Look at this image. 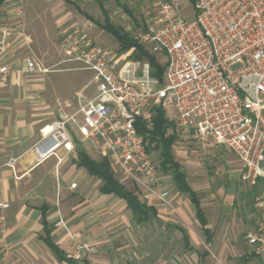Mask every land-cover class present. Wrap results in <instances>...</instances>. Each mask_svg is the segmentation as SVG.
<instances>
[{
    "label": "built area",
    "instance_id": "2783aa9c",
    "mask_svg": "<svg viewBox=\"0 0 264 264\" xmlns=\"http://www.w3.org/2000/svg\"><path fill=\"white\" fill-rule=\"evenodd\" d=\"M155 4L154 25L142 38L152 53L166 57L161 81L151 76L147 61L124 60L120 65V57L96 43L91 22L66 34V60L92 73L94 94L88 99L79 96L74 116L41 129L32 146L37 161L57 156L59 149L73 152V127L119 176L172 208L170 193L162 185V168L153 155L156 143L149 135L155 109L162 107L176 131H192L202 149L228 147L240 161L242 180L257 185L264 180V0ZM2 33L4 39L9 35ZM37 71L46 69L30 59L22 69L28 75ZM11 73L9 65L0 64V82L8 81ZM138 120L146 134L138 131ZM9 206L0 198V234L5 230L2 212ZM254 206L256 226L246 238L259 264H264V189ZM96 252L93 245L72 243L65 253L80 262Z\"/></svg>",
    "mask_w": 264,
    "mask_h": 264
},
{
    "label": "rangeland",
    "instance_id": "374dc122",
    "mask_svg": "<svg viewBox=\"0 0 264 264\" xmlns=\"http://www.w3.org/2000/svg\"><path fill=\"white\" fill-rule=\"evenodd\" d=\"M103 1L112 24L135 38L148 53L154 54L142 37L154 25L157 14L155 0ZM73 2L80 10L63 0H6L0 6V64L9 65L12 74L18 72L28 82L38 81L45 74L41 71L30 75L23 73L22 69L29 59L46 69V72H51L46 75L44 84L48 90L53 88L58 97L63 98L44 106L54 120L59 119L60 114L65 115L64 118L74 116L79 108V96L86 99L93 93L90 86L91 72L84 71L80 64L67 62L64 54L66 34L74 27L93 23L91 33L94 40L120 57V65L124 60L146 62L133 59L134 51L129 56L126 55L128 51L122 50L120 43L102 29L105 17L95 0ZM82 12L91 19L86 18ZM2 30L9 33L5 39ZM154 56L160 64H166L164 54ZM69 69L70 71H66ZM9 81L10 78L0 84H7ZM35 108L39 114L44 110L40 103ZM167 116L170 117V114L167 113ZM172 132L178 134V140L173 146L175 158L182 165L185 162H195L203 166L204 210L213 222L214 241L208 243L199 225L188 221L186 214L190 210L183 202L184 196L171 186L170 175L163 173L162 185L168 189L172 202V208L165 206L169 216L175 224L188 231L199 251L208 252L210 262L259 264L260 258L253 257L246 236L255 228L257 214L254 202L264 189V180L259 179L257 185L250 186L240 175L237 179L232 178L231 174L240 172V165L232 151L221 147L210 151L202 150L188 132H177L175 128L169 130V133ZM84 148L93 159L102 158L91 148ZM160 152V147L156 146L153 155L157 162L161 161ZM94 180L90 194H80L78 199V208L85 213L74 222V230H71L69 236V248L72 243L93 245L97 252L84 259L91 264H154L155 259L162 260L168 254L177 264H196V253L184 251L180 232L174 231L168 236L166 230L160 229L154 220L138 223L125 201L99 194L100 181L97 178ZM120 182L137 194L141 201L148 204L159 202L132 181L125 179ZM234 188L235 202L228 197V193ZM232 202L234 205L226 210ZM34 240L37 241V238ZM163 242H166L165 246ZM26 257L22 251L14 252L6 239V231L1 232L0 264H26Z\"/></svg>",
    "mask_w": 264,
    "mask_h": 264
},
{
    "label": "crops",
    "instance_id": "0c3cea01",
    "mask_svg": "<svg viewBox=\"0 0 264 264\" xmlns=\"http://www.w3.org/2000/svg\"><path fill=\"white\" fill-rule=\"evenodd\" d=\"M132 51H134V48L126 52V55L129 56ZM66 71H70V69ZM50 73L45 72L38 81L28 82L25 80L26 77L24 78L20 73L14 72L11 73L10 81L7 84H0V198L10 205L2 214L5 218L6 239L14 252L22 251L26 254V264H71L59 260L43 241L45 222H47L48 229L51 231L53 242L60 250L66 252L69 249V236L71 230H74V222H77V218L84 216L85 213L84 210L78 208L80 194L83 196L89 195L95 183L94 179L97 178L90 175L86 168L80 166L79 149L85 150V146L94 149L73 127L70 129L75 141L73 152L68 153L64 149H59L57 156H52L42 162H38L32 152V146L41 137V129L56 121L44 106L63 99L58 97L53 88L51 90L46 88L44 80L46 75ZM91 87L93 96L94 87ZM37 103H40L42 109H44L40 114L37 113L35 108ZM64 117L65 115L60 114V118L57 120ZM189 134L193 138V132L191 131ZM195 142L199 146L196 140ZM199 148L202 149L200 146ZM221 148L223 150L229 149L226 146H221ZM87 154L90 156L88 152ZM236 159L240 165V172L231 174V177L235 179L242 174L240 161L237 157ZM12 160L15 161L14 164L9 165L8 163ZM176 160L181 164V161ZM198 164L195 162L181 164V170L185 173V182L195 194L194 199L189 193L180 191L172 175H168L172 178L171 186L185 198L183 202L190 210L186 214L188 221L191 224L197 223L206 241L212 243L215 238V229L213 222L204 210L203 166ZM115 174L119 181L125 180L117 172ZM98 180L100 181L99 194L118 198L115 195L103 194L100 190L102 181ZM73 183L77 184L76 188L71 187ZM235 191L234 188L231 193H228V197L233 202L236 199ZM233 202L229 204L226 210L234 205ZM196 203H198L202 214L204 213L206 221L204 225L201 218L198 217ZM148 205L153 206L156 210L155 218L152 220L157 222L160 229L166 230L168 236L169 233L174 231L180 232L184 251L196 253V264H215L209 261L208 254L205 251H199L194 246L188 231L184 227L175 224L163 204L156 201ZM185 234L188 235L189 245L184 239ZM34 238H37V241ZM165 245L166 242H163V246ZM168 247H166L167 250ZM250 247L252 248V246ZM252 252L257 256L253 248ZM76 264L91 263L83 260V262L80 261ZM154 264H177V262L168 254L162 260L155 259Z\"/></svg>",
    "mask_w": 264,
    "mask_h": 264
},
{
    "label": "trees",
    "instance_id": "16d2710c",
    "mask_svg": "<svg viewBox=\"0 0 264 264\" xmlns=\"http://www.w3.org/2000/svg\"><path fill=\"white\" fill-rule=\"evenodd\" d=\"M5 1L6 0H0V6ZM64 1L74 5L78 10H80L78 8V5L73 2V0ZM95 1L98 3L105 17V23L101 25L102 29L111 34L120 43L122 50L129 51L130 49L134 48L132 58L135 60L148 61L151 67V76L161 81L163 79L166 64H160L154 54L148 53L145 47L141 45L137 40H135V38L131 37L127 32H124L121 28L112 24L109 13L104 7L103 0ZM82 13L86 18L91 19V17L88 16L86 13ZM136 127L140 133L146 134L147 131L143 127L140 120L136 122ZM173 128V123L168 118L166 110L162 107L156 108L154 115V126L153 129L150 131L149 135L151 136V139L156 143V146L160 147V166L162 168V171L165 174H171L174 181L177 183L179 190L182 192L189 193L194 199L195 194L186 184L185 173H183V171L181 170L182 166L175 159L173 153V146L178 140L177 133H169V130ZM78 154L80 158V166L86 168L90 175L95 176L102 181V186L100 190L103 194L115 195L119 199L125 201L128 209L132 211L134 219L140 224L155 218L156 210L154 209V207L148 205L146 202L141 201L137 194L128 190V188L119 181L107 158L95 160L91 156H89L87 152L82 148L79 149ZM196 204L198 217L201 218L204 225L206 222L204 213L202 214L201 209L198 207V203ZM44 230L45 235L42 239L54 252V254L59 260L67 261L71 264L78 263L77 261L68 259L66 257V253L60 250V248L53 242L50 233L51 231L48 229L47 222H45ZM184 239L189 245L188 235L185 234ZM207 242L210 243V241L208 240ZM206 254H208V252H206ZM252 255L253 257L255 256L254 254Z\"/></svg>",
    "mask_w": 264,
    "mask_h": 264
}]
</instances>
